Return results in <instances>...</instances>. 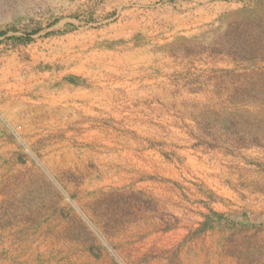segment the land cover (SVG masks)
Instances as JSON below:
<instances>
[{
    "label": "rangeland",
    "instance_id": "1",
    "mask_svg": "<svg viewBox=\"0 0 264 264\" xmlns=\"http://www.w3.org/2000/svg\"><path fill=\"white\" fill-rule=\"evenodd\" d=\"M8 52L0 264H264V0H0Z\"/></svg>",
    "mask_w": 264,
    "mask_h": 264
},
{
    "label": "crops",
    "instance_id": "2",
    "mask_svg": "<svg viewBox=\"0 0 264 264\" xmlns=\"http://www.w3.org/2000/svg\"><path fill=\"white\" fill-rule=\"evenodd\" d=\"M69 40H71V46L70 45H66L65 48H72V51H73V48H74L75 44H78L80 46V42L79 41H75L73 38H71V39H67V43H69ZM62 43L64 44V41ZM82 48H86V47H82ZM66 55L69 57L68 54H66ZM15 56H16L15 53L8 52L7 57L2 58L1 61H2L3 64H1V66H0V72H2L1 73V80H4L5 79V77H6L4 75L5 73L11 74L14 77H15V75H20L21 74L20 73V71H21L20 69L22 68L21 66H23V64L22 63L19 64L17 62V60L19 58H16ZM71 56H72V57H70L71 61H69V62H71L72 68L81 69L84 66V64H85L84 63L85 61L80 60L79 55H76L75 56L74 55V51L72 52ZM76 57H77V59H76ZM75 59L77 61H75ZM90 59H92L91 56H89L87 58V63H88L87 64V66H88L87 67V69H88L87 70L88 71L87 73H88V76L90 74V71L89 70L91 68V65L89 64ZM62 64H65V61L64 60H62ZM97 68H100V67H97ZM22 70H23V78H26V77L28 78V75H30V68L29 67H23ZM103 72L105 73V70L104 69H103ZM75 75H77V74L65 72L62 75L63 77H60V79H57V82H58L59 80H61V78H67L62 83V85H63V87H62V89H63V96H64L62 98V100H63V103L65 102V104H63V105L66 106V107H68L69 104H72V103L75 102V101H72V100H67L68 98L66 97L67 96V91H69L72 88H74V86H75V84L77 82V80L75 79V77H73ZM82 76H85V75H82ZM86 82L89 83L90 81L87 80ZM90 90H91L90 87L89 88H82V89L78 88L77 89L78 93H82V94H86L87 95V99H86L87 100L86 101L87 103L85 104L87 112L89 114H91V115H94L93 113H95V107L100 108V109H103L104 108L105 111H106L107 108H108V106H110L111 103H92V102H90V100H91L90 98L92 97V95L90 94ZM4 93L7 94L8 92L5 91ZM88 93H89V95H88ZM93 98H94V95H93ZM47 109H54V112H57V116L59 114H64L65 113V111H64L65 108L57 109V108L51 106V107H48ZM57 116L55 115V117H57ZM95 116H96V113H95ZM107 132H109V131L103 130L102 133L96 137V141H97L96 143L97 144L100 143L101 145H107V142H106V139H107L106 138V135L107 134H105ZM110 137H114V136H110ZM214 240H215V238H214Z\"/></svg>",
    "mask_w": 264,
    "mask_h": 264
}]
</instances>
